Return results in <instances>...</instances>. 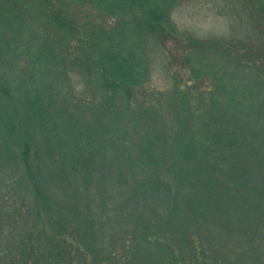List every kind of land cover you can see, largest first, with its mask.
Here are the masks:
<instances>
[{"label":"trees","instance_id":"trees-1","mask_svg":"<svg viewBox=\"0 0 264 264\" xmlns=\"http://www.w3.org/2000/svg\"><path fill=\"white\" fill-rule=\"evenodd\" d=\"M178 1L0 0V264H264V45L180 36L258 82L145 91Z\"/></svg>","mask_w":264,"mask_h":264},{"label":"rangeland","instance_id":"rangeland-1","mask_svg":"<svg viewBox=\"0 0 264 264\" xmlns=\"http://www.w3.org/2000/svg\"><path fill=\"white\" fill-rule=\"evenodd\" d=\"M170 15L172 22L175 24L178 38L173 37L172 40L168 42V45H170L169 48L166 47L168 45L161 46L157 44V41L151 38H147L143 41L146 44L147 53L150 56L148 65L149 81L145 84V91L151 93L160 91L168 92L173 88L176 80L181 79L184 84L187 80H190L191 85H197L200 80H198L199 77L194 78V74L191 76L192 68H199L204 65H208L211 70H220L226 73L230 71L231 74L236 75L233 77L238 84H253L258 82L255 75L251 72H247L248 77H246V80L250 79V81L241 80V75H243L244 78L246 76L245 73L241 74L236 67L231 68L233 64L231 65L226 61L223 62L224 60L220 58H215L217 57L216 55L200 53L199 55H208L202 61L199 59L195 61L190 60L191 63H187L184 57H186L185 53H187L188 49L186 46L184 48L183 45L185 44L183 41H180L179 38L180 36L184 38L186 35H191L192 37L204 40L219 39L230 41L231 39H236L235 42L233 40L234 47H228L229 52L235 53L241 50L240 41H247V36L242 32L243 26H245L250 28L254 33L251 35V40H253V42L249 41L248 43H253L254 46L259 45L263 48L264 35H262L259 30L264 29V23L261 27L256 23H258L257 20H260L264 15V0H181L172 6ZM208 48V51L212 50L211 47ZM260 54L264 57V48L260 51ZM253 56L257 58L255 54H253ZM20 59L21 62H24L22 57ZM258 60L260 61L259 58ZM239 80L242 82L240 81V83ZM80 81L81 84L79 83ZM72 82L76 92L83 87V81L79 77H74ZM141 94H143V92H141ZM251 116L252 115H249V117ZM249 117H245L244 119L246 120ZM215 155L216 154H211V157ZM236 163L242 173L245 172L252 176L258 172L255 159L252 156L239 157L236 159ZM214 165L215 163H213V167ZM225 170L228 171L225 175H230L233 172L231 164L226 160L217 168V173L221 175ZM214 242L216 241L208 239L204 243L207 249H210L214 246ZM221 244H223V242H221ZM241 247H243V245L239 243L238 248ZM242 252V250H230L229 253L234 260H238ZM245 258L246 253L243 252V259ZM238 262H236V264H242Z\"/></svg>","mask_w":264,"mask_h":264}]
</instances>
